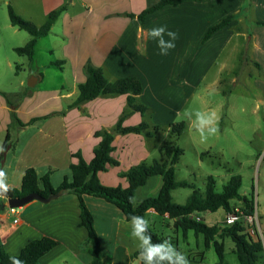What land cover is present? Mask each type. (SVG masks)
<instances>
[{"label":"crops","instance_id":"1","mask_svg":"<svg viewBox=\"0 0 264 264\" xmlns=\"http://www.w3.org/2000/svg\"><path fill=\"white\" fill-rule=\"evenodd\" d=\"M159 1L39 0L43 19L38 22L32 19L38 27L48 20L52 11L65 6L49 35L53 37L50 52L57 55L51 65L55 66L53 62L56 61L63 62V69H59L66 84L62 83L60 88L48 95L36 96L37 101L28 108L22 104L20 107L8 105L0 97V149L4 151L7 136H11L2 169L8 174L11 189L21 188L28 168H35L40 176L51 172L52 184L58 188L64 177L71 175L70 165L76 162L72 154L80 151L83 158L90 162L101 140L95 133L114 130L123 113L129 110L125 95L102 96L81 106L69 107L78 96V85L87 79L85 66L88 63L102 67L110 80L131 76L140 78L144 88L140 100L153 110L146 117L131 113L125 118L124 127L146 120L151 127L141 133H115L112 156L119 165L109 166L107 171L99 173L102 184L127 188L128 179L122 174L143 160L150 164L152 151L147 145L154 135L149 132L156 125L166 126L163 120L167 115L166 108L170 97H174L172 89L176 90L169 84L171 81L158 79L159 71L167 78L176 72L178 75H183L184 71L192 73L200 61L205 60L208 49L215 41L220 40L223 45L237 35L243 36L246 43H253L257 58L264 60V27L260 25L263 28L260 32L258 30L249 35L240 25L247 22V15H254L252 23L256 25H259L257 22H264V0L185 1L147 15L145 23H142L139 15ZM231 14H235L236 18L202 44L207 30ZM160 25L178 33L175 48L165 56L159 54L154 40L146 38L148 29ZM259 62L256 67L261 69ZM40 74L41 71H37L35 75L36 84L43 77ZM45 116L48 117L30 123L32 119ZM21 122L27 125H21ZM12 123L16 124V144L10 129ZM161 131L175 137L168 129ZM3 151H0V163ZM202 154L201 158L208 155ZM165 159L166 153L158 161ZM162 184V176L149 177L146 184L137 189L134 206L157 196ZM85 202L100 239L103 263L136 264L137 256L134 254L138 252V241L131 237L130 220L116 205L105 199L86 195ZM20 209L14 215L17 218L14 217L11 222L8 217L0 216V244L8 254L18 255L31 240L50 237L58 240L59 245L45 255L40 264H92L88 234L80 226L81 211L75 194L63 193L49 203L34 200ZM210 215H213L212 212L195 213L193 217L209 225L218 224ZM158 217L164 220L165 225H169L166 220H170L174 226L168 214L160 216L154 209L148 211L146 219L157 223ZM15 219H18L17 223H14ZM258 226L263 232L260 218Z\"/></svg>","mask_w":264,"mask_h":264},{"label":"rangeland","instance_id":"2","mask_svg":"<svg viewBox=\"0 0 264 264\" xmlns=\"http://www.w3.org/2000/svg\"><path fill=\"white\" fill-rule=\"evenodd\" d=\"M9 6L22 18L33 23L32 19L42 21V7L39 0H0V97L8 105L20 107L22 104L24 108H28L37 101L36 96L48 95L66 82L59 67L51 65V61H55L57 57L56 53L50 52L51 42L53 46L52 35L39 39L34 61L15 51V47L25 46L31 35L11 24ZM247 17L249 20L241 22V27L249 35L258 30L260 32L262 27L252 23L254 15ZM220 43L222 41L219 40L211 45L205 60L202 62L203 58L192 73L184 71L183 75H178L176 72L167 78L159 71L158 79L163 82H176L169 84L177 90L169 89H172L174 97H170L166 108L167 115L163 120L166 121V126L185 121L187 127L180 137L166 135L163 131L156 132L151 143L147 145L152 151L149 161L151 163L153 159H163L165 153L161 145L175 142L184 151L176 165L178 181L188 180L204 190L207 177L213 175L221 191L222 186L233 175H240V193L254 200V214L257 219L260 218L263 232L258 223L256 231L264 242V60L257 58L254 44L246 43L243 36H233L228 43ZM257 62L262 64L261 69L256 67ZM37 71H41L43 77L38 84L30 87L28 83L36 77ZM185 110L192 113L197 110L216 111L219 116V132L201 142L199 134L190 127V121L184 115ZM15 125L12 123L10 129L16 144ZM10 145L11 143L7 148ZM202 153L208 155L201 158ZM144 161L146 160L142 162ZM192 193L190 188H178L173 191L174 200L178 204H184ZM234 207H240V203L235 201ZM20 210L17 208L18 212ZM212 214L210 216L219 225H225L228 213L221 209ZM7 217L9 222L14 217L17 218L12 213ZM166 222L169 225H165L160 217L157 218V223L149 220L154 230L170 239L178 250L186 254L189 264H218L219 258L214 246L207 248L203 235L197 237L190 231L186 240L182 231L177 232L172 221ZM224 244V264H239L237 255L233 252L234 242L225 238Z\"/></svg>","mask_w":264,"mask_h":264},{"label":"trees","instance_id":"3","mask_svg":"<svg viewBox=\"0 0 264 264\" xmlns=\"http://www.w3.org/2000/svg\"><path fill=\"white\" fill-rule=\"evenodd\" d=\"M185 1H206V0H160L152 7L145 10L139 15L142 23H145L147 15L163 9L166 6H176ZM65 11V6L52 11L48 20L41 26H36L33 22L28 21L18 15L12 7L9 6V18L14 27L25 30L30 33L31 39L23 47H16L15 51L21 55H26L29 60H33L37 42L40 38L49 35L53 25ZM134 17V15H131ZM236 18L231 14L223 18L218 23L212 25L205 33L202 44L209 40L217 31L228 26ZM264 27V22H257ZM53 65L63 69V62L56 61ZM85 82L78 85V96L69 107L81 106L84 103L93 101L102 96L125 95L127 96V105L129 110L125 111L119 119L114 130H99L95 133L100 138L99 145L94 150V157L87 162L81 152L72 154L76 162L70 165V176H65L63 182L58 188H55L51 181V172L40 176L35 168H28L24 174L22 186L20 189H11L9 191L12 197H23L31 193H36L42 197H49L59 191L64 193L75 194L79 201L80 207V226L84 227L88 234V249L92 256V264H104L102 259L101 243L98 233L94 226V220L90 209L85 202V196H95L116 205L127 220L131 216L139 215L147 217L150 209H154L160 216L166 214L174 221V227L183 232L184 238H187L189 231L199 236L203 235L207 248L214 246L219 262L224 264L226 258L224 239L230 238L235 248L233 252L237 255L239 264H264V245L261 239H255L247 231V227L242 222L234 225L219 224L209 225L203 221L197 220L192 215L195 213L212 212L224 210L226 213L231 212L234 202H239L241 208L246 214L253 215L255 212L254 200L240 193L242 187V178L240 175H233L230 180L222 186L221 191L218 188L217 179L214 176H208L205 189L202 190L195 183L188 180L178 181L176 178V165L179 163L184 151L173 142H166L163 150L166 153V159L163 162L154 160L152 163L141 162L131 167L127 172L122 174L129 182L127 188L122 186H106L102 184L99 178L100 172L108 170L109 166H118L119 162L113 158L115 133H141L151 127V124L144 121L135 126L124 127L125 118L131 113H140L146 117L153 110L142 103L140 96L144 88L140 78L131 76L110 80L102 67H95L92 64L85 66ZM35 118L36 120L47 118ZM21 125L23 124L21 122ZM186 122L171 123L168 126L156 125L150 135L161 130H169L176 137H180L186 130ZM11 142V136L8 134L4 144L6 151L8 144ZM202 154V156H204ZM3 158V155H2ZM162 176L163 184L157 196L149 197L143 200L139 205L134 206L129 198L134 197L137 189L146 184L149 177ZM178 188H190L193 193L187 198L184 204H178L174 201L173 191ZM149 233L153 242H160L166 239L163 235L156 232L149 225ZM59 245V241L50 237L31 240L18 255L8 254L3 245L0 244V264H11L9 257L17 256L24 264H40L41 259L52 249ZM138 256V252L134 254Z\"/></svg>","mask_w":264,"mask_h":264},{"label":"clouds","instance_id":"4","mask_svg":"<svg viewBox=\"0 0 264 264\" xmlns=\"http://www.w3.org/2000/svg\"><path fill=\"white\" fill-rule=\"evenodd\" d=\"M146 38L154 40L159 49V54L165 56L175 48L178 33L168 29L165 25H160L148 29ZM184 115L188 117L190 127L199 134L201 142L207 141L209 137L215 136L219 132V116L214 110H197L194 113L185 110ZM11 187L8 183L7 172L0 168V199L7 197ZM129 200L131 203H135V197H130ZM130 226L131 237L138 241L136 264H189L186 254L178 250L170 239L166 238L160 242H153L149 233V220L145 217L131 216ZM9 259L11 264H24L17 256H11Z\"/></svg>","mask_w":264,"mask_h":264},{"label":"water","instance_id":"5","mask_svg":"<svg viewBox=\"0 0 264 264\" xmlns=\"http://www.w3.org/2000/svg\"><path fill=\"white\" fill-rule=\"evenodd\" d=\"M37 83V78L34 77L31 79V81H29L28 85L30 87H34ZM9 148L6 149V151L3 153V158L1 160L0 163V168H2V166L5 164V160H6V155H7V151ZM63 191H59L55 194L50 195L49 197L45 198L42 197L39 194L36 193H31L28 194L26 196L23 197H12L10 195V193H7V197L4 199H0V216L1 217H7L9 214L10 209H17V208H22L23 206H25L26 204L37 200L43 203H49L53 200L58 199L61 195H63Z\"/></svg>","mask_w":264,"mask_h":264},{"label":"built area","instance_id":"6","mask_svg":"<svg viewBox=\"0 0 264 264\" xmlns=\"http://www.w3.org/2000/svg\"><path fill=\"white\" fill-rule=\"evenodd\" d=\"M9 213H12L13 215L17 214V209H10ZM193 216V215H192ZM199 220V219H197ZM18 219L14 220V223H17ZM237 222H242L245 227H247L248 233H250L253 237H257V239H260V236L258 237L257 231H256V224L258 223L257 216L255 214L250 215L246 214L244 210L240 207H235L231 212H229L225 219V225H234ZM264 245V242H263Z\"/></svg>","mask_w":264,"mask_h":264}]
</instances>
